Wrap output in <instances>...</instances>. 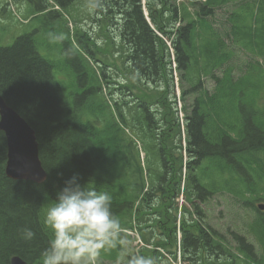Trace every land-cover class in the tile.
<instances>
[{
    "label": "trees",
    "instance_id": "obj_1",
    "mask_svg": "<svg viewBox=\"0 0 264 264\" xmlns=\"http://www.w3.org/2000/svg\"><path fill=\"white\" fill-rule=\"evenodd\" d=\"M51 1L68 10L77 0ZM32 4V19L59 16L43 0ZM91 6L121 55L115 72L77 23L56 41L61 61L38 53L35 31L0 46V96L33 130L47 175L41 184L8 179L0 132V264L13 257L41 264L50 239L45 210L73 176L109 192L123 238L130 243L127 232L136 231L143 245L136 253L127 244L102 251L98 264H173L177 250L183 264H264V213L249 225L258 253L245 236L209 226L203 207L216 194L245 209L264 200V0ZM25 227L31 241L21 236Z\"/></svg>",
    "mask_w": 264,
    "mask_h": 264
},
{
    "label": "rangeland",
    "instance_id": "obj_2",
    "mask_svg": "<svg viewBox=\"0 0 264 264\" xmlns=\"http://www.w3.org/2000/svg\"><path fill=\"white\" fill-rule=\"evenodd\" d=\"M91 2L92 0H77L72 5V8L70 7L68 10L60 9L58 17H42L39 20L31 18L30 15L35 13V6L29 0H0V46H10L17 37L24 33L35 31V35L39 43H41L37 48L38 53L50 61H61L60 55L56 53V41H59V37L69 35L68 26L75 25L77 20L79 30L91 33V37L99 42L96 44L95 51L98 54L97 58L107 63L110 66L109 68H111V72H115L114 66L121 67V55H117L114 45L112 46L109 41L107 42L104 38L105 33L101 31L100 27H97L96 16L92 13ZM46 3L49 7H52L51 0H46ZM52 28H56V31H52ZM53 32L58 33L57 38L53 36ZM92 62L93 67L97 68V63L93 59ZM174 76L180 93L179 75L175 73ZM183 86L185 87L184 84ZM204 87L210 91L213 85L208 80H205ZM150 95L151 99L159 97L158 92L154 90L150 91ZM177 106L181 109L182 102L178 100ZM258 204H264V202H259ZM203 207L205 208L206 223L209 226L222 235L228 236L232 232L233 234L243 235L248 239L249 243H254L248 232L253 215L247 209H243L236 199L228 194H216ZM129 242L127 243L129 249L135 253L133 241L130 240ZM231 245L235 248L233 241H231ZM256 251L260 252L257 249ZM236 255L241 258L240 255Z\"/></svg>",
    "mask_w": 264,
    "mask_h": 264
},
{
    "label": "clouds",
    "instance_id": "obj_3",
    "mask_svg": "<svg viewBox=\"0 0 264 264\" xmlns=\"http://www.w3.org/2000/svg\"><path fill=\"white\" fill-rule=\"evenodd\" d=\"M77 181V176L67 180L45 210L50 239L41 253V264H98L102 251L127 244L121 220L112 211L111 194ZM21 236L31 241L35 233L25 227ZM135 264L151 261L138 259Z\"/></svg>",
    "mask_w": 264,
    "mask_h": 264
},
{
    "label": "water",
    "instance_id": "obj_4",
    "mask_svg": "<svg viewBox=\"0 0 264 264\" xmlns=\"http://www.w3.org/2000/svg\"><path fill=\"white\" fill-rule=\"evenodd\" d=\"M0 131L7 145L6 176L14 181H30L41 184L46 174L38 159V145L33 130L0 97ZM10 264H24L13 257Z\"/></svg>",
    "mask_w": 264,
    "mask_h": 264
},
{
    "label": "bare ground",
    "instance_id": "obj_5",
    "mask_svg": "<svg viewBox=\"0 0 264 264\" xmlns=\"http://www.w3.org/2000/svg\"><path fill=\"white\" fill-rule=\"evenodd\" d=\"M229 1V0H228ZM226 5V4H225ZM264 17V16H263ZM240 38V37H239ZM263 50V49H262ZM230 54V53H229ZM246 77V76H245ZM192 88V87H191ZM217 88V87H216ZM200 90V89H199ZM195 91V90H194ZM197 91V90H196ZM16 258H18V257H16ZM20 259V258H19ZM21 260V259H20ZM110 261V260H109Z\"/></svg>",
    "mask_w": 264,
    "mask_h": 264
}]
</instances>
